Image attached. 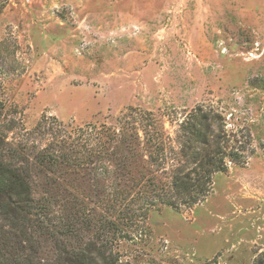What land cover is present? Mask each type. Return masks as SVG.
Wrapping results in <instances>:
<instances>
[{
  "label": "rangeland",
  "instance_id": "1",
  "mask_svg": "<svg viewBox=\"0 0 264 264\" xmlns=\"http://www.w3.org/2000/svg\"><path fill=\"white\" fill-rule=\"evenodd\" d=\"M0 87L21 131L42 116L114 124L132 108L176 146L181 123L208 111L215 132L238 139L229 152L242 163L228 160L190 207L121 217L126 238L109 231L113 251L131 264H254L264 254V0H0Z\"/></svg>",
  "mask_w": 264,
  "mask_h": 264
},
{
  "label": "trees",
  "instance_id": "2",
  "mask_svg": "<svg viewBox=\"0 0 264 264\" xmlns=\"http://www.w3.org/2000/svg\"><path fill=\"white\" fill-rule=\"evenodd\" d=\"M13 112L0 91V264H131L108 235L126 236L121 217L142 212L144 220L156 206L190 207L210 193L212 175L228 160L244 157L229 152L238 139L215 132L208 111L181 123L176 146L154 118L134 117L132 108L114 124L72 126L42 116L23 131ZM36 136L49 140L41 145ZM89 201L101 210L88 209ZM39 219L50 243L44 257L34 243ZM254 264H264V254Z\"/></svg>",
  "mask_w": 264,
  "mask_h": 264
}]
</instances>
